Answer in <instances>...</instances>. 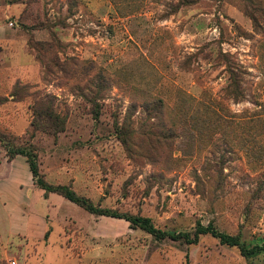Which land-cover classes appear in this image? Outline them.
Returning a JSON list of instances; mask_svg holds the SVG:
<instances>
[{"label": "rangeland", "instance_id": "374dc122", "mask_svg": "<svg viewBox=\"0 0 264 264\" xmlns=\"http://www.w3.org/2000/svg\"><path fill=\"white\" fill-rule=\"evenodd\" d=\"M263 31L264 0H0V135L97 210L264 246ZM0 264H264V251L91 213L0 141Z\"/></svg>", "mask_w": 264, "mask_h": 264}, {"label": "trees", "instance_id": "16d2710c", "mask_svg": "<svg viewBox=\"0 0 264 264\" xmlns=\"http://www.w3.org/2000/svg\"><path fill=\"white\" fill-rule=\"evenodd\" d=\"M32 113H33V117H35L39 122L46 125L48 129L45 131L49 132L51 135H55L56 133H59L63 130V125H64L63 120L54 113L51 107L45 108L42 107L39 103H35L32 107ZM31 127L33 128V131L40 130L39 127L35 128L34 122L32 123ZM30 137H32V135ZM0 141L2 142L4 148L6 149V156L9 160L13 159L14 156L17 155H21L25 158L29 172L32 178L36 179V183L40 189L44 190L45 192L50 191L57 193L62 197H64L65 199H67L68 201L76 204L77 206L84 208L85 210L91 213H98L100 215L112 216V217H121L125 221L129 222L131 225H135L136 227L142 229L143 231L147 232L148 234L154 236L157 239L168 238L173 241H183L186 244H192L197 240L199 235L209 234L211 237L218 239L221 245H225L228 247H238L243 257H252L257 253L264 251V246H260V247L254 246L250 249H247L243 247L237 236H230L218 232L217 230L211 228L210 226H207L205 228H201V227L196 228L195 231L193 232V235L191 236L190 233H186V232L174 233V232L160 231L154 227V225L151 223V221L148 218H132L127 216H116L113 213L109 214L107 211L97 210L93 208V206L89 203V201H87L82 197L76 196L75 193L68 187L47 185L40 178L37 155L35 153V150L30 148V146H24V147L17 146L16 144H14L13 141H10L8 137L4 135H0Z\"/></svg>", "mask_w": 264, "mask_h": 264}]
</instances>
